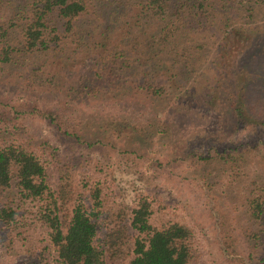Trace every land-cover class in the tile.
I'll return each instance as SVG.
<instances>
[{
  "label": "trees",
  "instance_id": "16d2710c",
  "mask_svg": "<svg viewBox=\"0 0 264 264\" xmlns=\"http://www.w3.org/2000/svg\"><path fill=\"white\" fill-rule=\"evenodd\" d=\"M21 4L0 27V64L63 95L69 141H108L127 156L81 154L54 188L26 143L0 144V236L14 245L38 226L55 264H195L196 231L155 223V198L104 205L101 188L92 201L74 184L79 167L133 174L154 154L151 188L164 178L207 196L219 264H264V0ZM79 60L92 64L63 83ZM81 100L109 106L88 112Z\"/></svg>",
  "mask_w": 264,
  "mask_h": 264
},
{
  "label": "rangeland",
  "instance_id": "374dc122",
  "mask_svg": "<svg viewBox=\"0 0 264 264\" xmlns=\"http://www.w3.org/2000/svg\"><path fill=\"white\" fill-rule=\"evenodd\" d=\"M23 2L24 0H0V27L10 26L9 16L13 15ZM91 64L82 63L80 60L72 62L67 67L68 74L63 83L66 82L68 85L75 83ZM24 79L23 73L4 69L0 64V144L26 143L47 164L49 178L54 188L58 185L62 173L69 174L62 171H69V166L76 161L73 159L77 157L79 161L81 154L84 157L91 156L95 160L110 158L111 164H116L119 157L127 156L124 150L119 151L108 141H99L95 147L77 138L69 141L66 136L68 129L65 122L67 116L64 113L66 110L60 108L63 107L61 105L63 95L40 87L38 81L33 78L28 82H24ZM90 102L81 100L78 104L88 112L107 109L109 106V102L89 104ZM74 108L76 111L79 110ZM51 112L56 113L57 117H51L49 114ZM78 134H82V131ZM84 136L93 139L90 135ZM72 143L78 145L72 147ZM159 163L156 156L151 154L149 158L142 157L138 160L136 167L139 168L135 170V167L133 174L125 171L116 172V175L112 174L106 165H104L106 170H100L99 166L79 167L74 173V184L84 198L92 201V190L95 187L101 188L104 205L115 201L134 207L141 195H150L156 199L153 203L155 223L185 220L196 231L199 257L195 264H219L215 227L204 208L207 196L201 195L199 190L195 191L191 187L188 190L181 189V184L167 182L164 178H161L159 185L155 186L154 183L151 188L148 178L161 170ZM25 236L27 240L23 238ZM44 237L38 226L28 228L14 245H10L8 239L0 236V264H29L30 260H33V264L39 261V255L44 256L49 264H55V248L47 240H42Z\"/></svg>",
  "mask_w": 264,
  "mask_h": 264
}]
</instances>
